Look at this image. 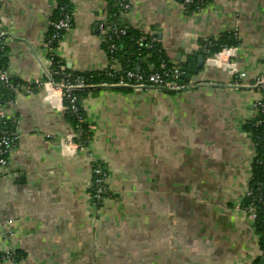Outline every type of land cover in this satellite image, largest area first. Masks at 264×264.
<instances>
[{
  "label": "crops",
  "instance_id": "obj_1",
  "mask_svg": "<svg viewBox=\"0 0 264 264\" xmlns=\"http://www.w3.org/2000/svg\"><path fill=\"white\" fill-rule=\"evenodd\" d=\"M122 1V22L160 41L173 64L225 33L239 45L204 60L195 88L89 92L93 137L82 147L62 90L44 84L52 56L72 73L122 70L105 49L108 3L70 0L73 23L49 51L58 0H0L5 67L22 84L9 110L20 141L0 168V253L18 264H252L261 251L242 208L255 157L244 128L262 99L264 0H211L191 14L176 0ZM96 163L110 192L99 207Z\"/></svg>",
  "mask_w": 264,
  "mask_h": 264
},
{
  "label": "trees",
  "instance_id": "obj_2",
  "mask_svg": "<svg viewBox=\"0 0 264 264\" xmlns=\"http://www.w3.org/2000/svg\"><path fill=\"white\" fill-rule=\"evenodd\" d=\"M108 3V20L106 26H111L114 29H124L125 35H116L113 32H109L106 41L105 49L108 56L114 58L122 65L121 71H116L113 76H109L110 71L105 72H91V73H72L69 72L65 65L57 57H53V79L56 83L62 80L74 83L77 80H83L88 86L87 88L78 90H64L63 91V104L66 108L65 117L67 122L72 126L76 138L74 141L82 147L89 146L93 137V130L91 125L86 119V114L83 108V100L87 97L89 92H92L100 87L108 86L112 88H125L114 86L120 77L125 76L128 71H134L141 74H148L151 72L161 71V66L166 63L168 67H176L182 73V78L179 83L183 85H189L184 78L192 79L193 76L202 71L199 67V58L204 60L214 57L216 54L222 52L224 48L237 47L239 45L238 38L232 33H225L219 36L218 39H209L201 43L200 50L191 55L185 64H173L166 56L163 45L157 39L147 35L144 31L128 28L122 22V13L124 12V2L122 0H105ZM182 3L183 0H176ZM211 0H195L192 4L186 5L185 10L188 14L200 11ZM66 13L72 18L73 23V9L70 0H58V8L54 12L51 20L49 33L46 38V42L49 41L54 32V24L62 19V14ZM72 25V24H71ZM65 32L61 33L63 37ZM145 39V44H140L141 40ZM58 42L52 44L51 49L57 47ZM110 45H115V50L111 51ZM6 61L3 58L1 65L5 67ZM64 67V71H60L59 67ZM14 82L22 86L17 80ZM1 88V87H0ZM262 94V101L264 102V88L260 89ZM8 97L6 91L0 89V99L5 100ZM75 98L76 102L71 103V100ZM258 117L248 122L245 126V131L249 134L252 145L255 152V157L252 163L251 177L249 183V189L246 196L242 200V208L246 211L252 209L256 218L253 220V227L259 236V246L261 256H259L252 264H261L264 257V112L258 111ZM101 166L102 170L108 175V171L105 165L102 163H96L94 169L97 166ZM94 182V176H93ZM95 189L92 186L91 194ZM250 214V213H249ZM16 262L21 261V257L14 253Z\"/></svg>",
  "mask_w": 264,
  "mask_h": 264
},
{
  "label": "built area",
  "instance_id": "obj_3",
  "mask_svg": "<svg viewBox=\"0 0 264 264\" xmlns=\"http://www.w3.org/2000/svg\"><path fill=\"white\" fill-rule=\"evenodd\" d=\"M195 0H183L181 5L185 6L192 4ZM202 1V0H198ZM128 6L124 4L126 9ZM72 18L66 14H62V19L54 24L55 32L52 38L45 43V47L51 51L52 44L60 43L62 40L61 33L65 32L71 27ZM102 29L106 30L108 33L113 32L116 35H125L126 31L124 29H114L111 26H106L103 24ZM4 34L0 32V89L6 91L8 97L5 100L0 99V168H7L9 165V155L11 151L18 145L20 141V135L17 131V121L9 113L10 108L15 107L18 103V98L21 92V86L17 85L14 82V79L9 75L8 71L1 65L2 59L4 58L5 53V42ZM145 44V39H142L140 44ZM109 48L111 51L115 50V45H110ZM227 48H224L223 51H227ZM220 54V53H219ZM219 54H216L214 57H218ZM53 57H51V63L53 66ZM112 63H115L116 60L111 58ZM60 71H64V67H59ZM109 76H113V73L116 72L114 67L109 68ZM245 73H241L240 77L244 78ZM182 78V73L176 67H168L166 63H163L161 66V71L151 72L148 74H141L134 71H128L125 76L120 77L118 82L114 85L116 87H125L133 90H142V89H154L157 91H166V92H180L190 88H195L196 84L189 83V85L180 84L179 81ZM46 88H57L59 90H78L87 88L83 80H77L74 83L69 81L62 80L59 83H56L53 79V72H50V80L47 84H44ZM259 90L264 88V77L259 78L255 84ZM108 87V86H104ZM26 93H30V88L28 87ZM76 99L73 98L71 103L74 104ZM255 108L258 111L264 112V102L261 100L255 104ZM64 111L66 108L64 107ZM94 182L93 187L95 189L94 193L91 194L93 198L94 206L99 207L103 204L104 200L110 197V192L107 187L108 175L102 170L101 166H97L94 169ZM252 219L256 218L255 212L250 209L248 210ZM0 264H18L16 262V257L13 252L0 253Z\"/></svg>",
  "mask_w": 264,
  "mask_h": 264
},
{
  "label": "water",
  "instance_id": "obj_4",
  "mask_svg": "<svg viewBox=\"0 0 264 264\" xmlns=\"http://www.w3.org/2000/svg\"><path fill=\"white\" fill-rule=\"evenodd\" d=\"M203 64H204V59L202 57H200L199 58V67L201 68L203 66ZM184 80L186 82H189L190 81L189 78H184ZM263 195H264V189H263ZM261 264H264V257H263V260H262Z\"/></svg>",
  "mask_w": 264,
  "mask_h": 264
}]
</instances>
